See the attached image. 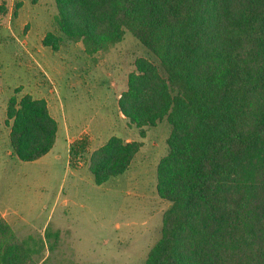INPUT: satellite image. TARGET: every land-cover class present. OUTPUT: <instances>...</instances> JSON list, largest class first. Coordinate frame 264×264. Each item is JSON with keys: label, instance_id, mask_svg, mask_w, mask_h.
Listing matches in <instances>:
<instances>
[{"label": "trees", "instance_id": "trees-1", "mask_svg": "<svg viewBox=\"0 0 264 264\" xmlns=\"http://www.w3.org/2000/svg\"><path fill=\"white\" fill-rule=\"evenodd\" d=\"M54 3L60 34L88 54L127 32L145 53L117 103L140 138L163 120L170 128L155 186L169 206L143 264H264V0ZM5 117L11 156L50 151L57 124L44 99L13 96ZM139 147L110 137L89 157L93 183L124 178ZM26 256L0 219V264Z\"/></svg>", "mask_w": 264, "mask_h": 264}, {"label": "rangeland", "instance_id": "rangeland-1", "mask_svg": "<svg viewBox=\"0 0 264 264\" xmlns=\"http://www.w3.org/2000/svg\"><path fill=\"white\" fill-rule=\"evenodd\" d=\"M55 15L54 0H0V219L27 264H143L169 206L155 186L170 128L163 120L140 138L117 103L145 53L127 32L88 54L60 34ZM24 94L44 99L58 123L54 145L33 162L8 147L7 102ZM112 136L140 147L124 178L97 186L89 157Z\"/></svg>", "mask_w": 264, "mask_h": 264}, {"label": "crops", "instance_id": "crops-1", "mask_svg": "<svg viewBox=\"0 0 264 264\" xmlns=\"http://www.w3.org/2000/svg\"><path fill=\"white\" fill-rule=\"evenodd\" d=\"M47 107H48V110H49V114H50V116L55 120V122H56V124H57V131H58V123H57V119L55 118V116L51 113V111H50V108H49V105L47 104ZM58 109V108H57ZM58 111H59V109H58ZM64 130H67L66 128H64ZM63 130V131H64ZM56 134H57V132H56ZM55 142V141H54ZM54 145V144H53Z\"/></svg>", "mask_w": 264, "mask_h": 264}]
</instances>
